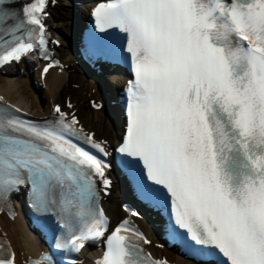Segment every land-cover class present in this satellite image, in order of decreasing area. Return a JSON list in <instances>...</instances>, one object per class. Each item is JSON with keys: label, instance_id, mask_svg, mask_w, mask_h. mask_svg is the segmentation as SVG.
Returning <instances> with one entry per match:
<instances>
[{"label": "snow or ice", "instance_id": "obj_1", "mask_svg": "<svg viewBox=\"0 0 264 264\" xmlns=\"http://www.w3.org/2000/svg\"><path fill=\"white\" fill-rule=\"evenodd\" d=\"M52 2L33 0L18 14L13 0H0V66L32 50L28 40L43 30L38 14ZM94 14L101 31L128 35L135 79L120 152L142 161L147 179L168 191L177 223L197 245L215 247L230 264H264V0H111ZM55 112L61 120L49 126L0 109V199L23 183L22 170L37 203L53 182L71 180L81 207L95 176L110 186L108 164L69 138L75 118L69 123L59 106ZM106 225L102 212L93 216L73 246L103 237ZM128 227L107 238L98 264H144L139 241H149L135 230L121 235Z\"/></svg>", "mask_w": 264, "mask_h": 264}, {"label": "bare ground", "instance_id": "obj_2", "mask_svg": "<svg viewBox=\"0 0 264 264\" xmlns=\"http://www.w3.org/2000/svg\"><path fill=\"white\" fill-rule=\"evenodd\" d=\"M51 17L55 19V21H52L55 26L53 31L58 33L61 41L59 48L56 50V54L63 63L67 64L69 71H66L63 76L49 71L45 76L46 90L39 94L35 93V95L32 93V96H29L27 92V88L31 87L32 89L34 87L31 83V77L27 80L25 78H13L8 74L0 75V93L36 115L46 113L48 107L46 99L48 94L52 100H57L60 96L59 93L61 94L63 92L68 94L70 95L71 101L75 102L76 113L85 127L95 130L97 134L106 138L108 142L114 143L115 136L118 134L114 123L111 120H107L102 110L93 111L84 106L85 102L83 103V98L86 97V94L88 91L90 92L91 88H93V92L89 95L90 97L100 98V93L96 83L86 79L81 73L75 72L76 67L72 62L73 59L68 55L65 36L69 35L75 24L72 19L71 10L66 7V2L62 7L51 8ZM72 69L74 72L71 71ZM119 81L120 78L114 76L111 78L109 84L111 86H117ZM71 83H76L78 87L73 89L70 86ZM117 202L115 194L109 195L103 202L104 207L112 216L113 220L116 219L118 214ZM16 222V224H11L5 219H1L0 221L1 227L6 231L14 252L18 255L27 251L35 254L37 248L31 239V235L19 219ZM140 223L143 224V222ZM153 251L156 252L155 249Z\"/></svg>", "mask_w": 264, "mask_h": 264}, {"label": "rangeland", "instance_id": "obj_3", "mask_svg": "<svg viewBox=\"0 0 264 264\" xmlns=\"http://www.w3.org/2000/svg\"><path fill=\"white\" fill-rule=\"evenodd\" d=\"M66 7H68V6H66ZM27 92L29 93V96H32L31 94H32L33 92H32L31 87L27 88ZM83 102H85V101H83ZM44 104H45V103H44Z\"/></svg>", "mask_w": 264, "mask_h": 264}]
</instances>
